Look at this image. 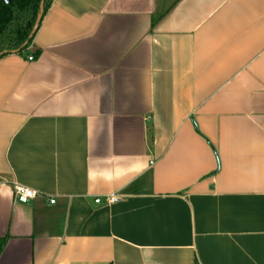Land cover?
Masks as SVG:
<instances>
[{"label":"crops","instance_id":"1","mask_svg":"<svg viewBox=\"0 0 264 264\" xmlns=\"http://www.w3.org/2000/svg\"><path fill=\"white\" fill-rule=\"evenodd\" d=\"M0 264H264V0H53L0 58Z\"/></svg>","mask_w":264,"mask_h":264},{"label":"trees","instance_id":"2","mask_svg":"<svg viewBox=\"0 0 264 264\" xmlns=\"http://www.w3.org/2000/svg\"><path fill=\"white\" fill-rule=\"evenodd\" d=\"M0 0V58L11 53L22 54L31 44L41 0ZM53 0H44V13ZM44 15V14H43Z\"/></svg>","mask_w":264,"mask_h":264},{"label":"built area","instance_id":"3","mask_svg":"<svg viewBox=\"0 0 264 264\" xmlns=\"http://www.w3.org/2000/svg\"><path fill=\"white\" fill-rule=\"evenodd\" d=\"M33 58L29 57L28 61H32ZM12 191L14 195L15 202L20 205H26L29 202L35 200L39 194L31 189L25 188L18 184L12 185ZM107 201L109 203H116L118 201V198L115 196H107ZM95 204H99L100 200L96 199L94 201ZM49 204H54V200H49Z\"/></svg>","mask_w":264,"mask_h":264},{"label":"water","instance_id":"4","mask_svg":"<svg viewBox=\"0 0 264 264\" xmlns=\"http://www.w3.org/2000/svg\"><path fill=\"white\" fill-rule=\"evenodd\" d=\"M5 3H8L9 1L8 0H3ZM43 14H44V0H41L40 2V5H39V10H38V14H37V17H36V21H35V24H34V28L32 30V33L30 35V38H32V36L34 35V33L36 32L38 26H39V23L43 17ZM16 54V53H14Z\"/></svg>","mask_w":264,"mask_h":264}]
</instances>
